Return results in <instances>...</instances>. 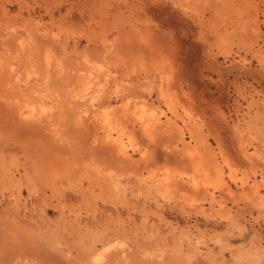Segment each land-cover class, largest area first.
<instances>
[{"label":"rangeland","instance_id":"obj_1","mask_svg":"<svg viewBox=\"0 0 264 264\" xmlns=\"http://www.w3.org/2000/svg\"><path fill=\"white\" fill-rule=\"evenodd\" d=\"M0 264H264V0H0Z\"/></svg>","mask_w":264,"mask_h":264}]
</instances>
